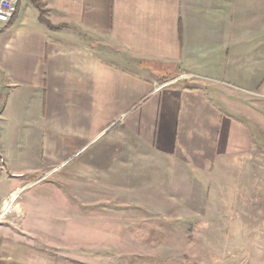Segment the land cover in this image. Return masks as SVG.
I'll list each match as a JSON object with an SVG mask.
<instances>
[{
	"label": "crops",
	"instance_id": "0c3cea01",
	"mask_svg": "<svg viewBox=\"0 0 264 264\" xmlns=\"http://www.w3.org/2000/svg\"><path fill=\"white\" fill-rule=\"evenodd\" d=\"M36 1L53 28L32 0L0 22V181L23 177L0 197V264H89L72 222L115 203L90 191L250 158L264 71L234 49L237 0Z\"/></svg>",
	"mask_w": 264,
	"mask_h": 264
},
{
	"label": "rangeland",
	"instance_id": "374dc122",
	"mask_svg": "<svg viewBox=\"0 0 264 264\" xmlns=\"http://www.w3.org/2000/svg\"><path fill=\"white\" fill-rule=\"evenodd\" d=\"M236 4L242 12L234 8L233 21L239 22L233 30L234 49L259 57L254 62L264 71V0H237ZM259 80L263 82L258 87H248L259 93L249 95L247 106L254 109L257 102L263 110L256 111L264 117V78ZM247 126L256 142L252 156L222 168L206 181L169 165L161 182L147 189L141 184L132 189L121 181L115 191L91 190L93 197H114L107 201L115 203L89 205L88 216L72 222L74 233L82 235L89 249L84 261L264 264V125L257 132ZM3 175L6 180L0 181V197L23 180L9 172ZM39 190L34 188L26 195Z\"/></svg>",
	"mask_w": 264,
	"mask_h": 264
},
{
	"label": "built area",
	"instance_id": "2783aa9c",
	"mask_svg": "<svg viewBox=\"0 0 264 264\" xmlns=\"http://www.w3.org/2000/svg\"><path fill=\"white\" fill-rule=\"evenodd\" d=\"M20 0H0V22L8 25L18 12ZM5 165V159L0 155V170ZM6 210L3 211V214Z\"/></svg>",
	"mask_w": 264,
	"mask_h": 264
},
{
	"label": "trees",
	"instance_id": "16d2710c",
	"mask_svg": "<svg viewBox=\"0 0 264 264\" xmlns=\"http://www.w3.org/2000/svg\"><path fill=\"white\" fill-rule=\"evenodd\" d=\"M32 3L37 6L40 10V20L46 23L50 28L52 27L49 22L46 20V11L44 10V6L36 0H32ZM53 28V27H52Z\"/></svg>",
	"mask_w": 264,
	"mask_h": 264
}]
</instances>
